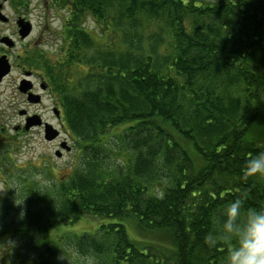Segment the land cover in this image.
I'll list each match as a JSON object with an SVG mask.
<instances>
[{
    "label": "trees",
    "instance_id": "1",
    "mask_svg": "<svg viewBox=\"0 0 264 264\" xmlns=\"http://www.w3.org/2000/svg\"><path fill=\"white\" fill-rule=\"evenodd\" d=\"M52 5L63 20L54 46L26 49L21 62L57 96L79 160L60 177L49 158L15 165L19 184L0 213L20 207L5 230L36 250L9 264H56L66 243L100 264H225L229 245L206 238L219 235L227 204L264 206V177L244 176L264 150V0ZM11 144L0 169L14 164ZM83 216L110 222L61 231Z\"/></svg>",
    "mask_w": 264,
    "mask_h": 264
},
{
    "label": "rangeland",
    "instance_id": "2",
    "mask_svg": "<svg viewBox=\"0 0 264 264\" xmlns=\"http://www.w3.org/2000/svg\"><path fill=\"white\" fill-rule=\"evenodd\" d=\"M5 13L9 16L10 23L0 22V35H9L16 41L15 49L11 51L12 60L21 61V58H18V54L25 49L35 48L42 50L43 48L48 49L54 46L56 34L54 30H58L61 27L63 20L61 12L53 8L52 0H9L5 6ZM20 16L31 20L33 23L32 33L25 40L20 38L16 25V20ZM90 27L97 28L98 26L93 22ZM30 78L35 83L37 91L43 95L42 101L38 105L29 103L25 93L19 90L21 71L18 67H14L11 73L0 82V150L4 145L8 146V143L12 142L10 148L14 153L13 158L11 156L14 164L7 163L3 165L1 163L5 169H0V210L5 207V203L2 201L5 193L8 192L9 188L19 184L17 174L20 170H17V165L21 167L26 162H35L41 165L43 158H49L56 165L55 176L60 177L68 175L71 171L70 167L76 165L79 160V152L74 146L70 152L64 151L62 157L55 155L60 139L69 140L71 145H73L75 140H73L66 126L62 125L63 120L61 121V119L57 118L53 112L55 106L61 109L57 96L51 90H41L39 85L44 80L35 77ZM22 109H27L31 113H39L45 120L60 128V138L55 141L46 140L43 127H35L30 132L19 134L15 127L24 121L23 115L20 114ZM16 205H19V202H16ZM18 208H9L6 214L0 213V264H9L14 259L20 258L17 255L19 253L31 254L36 250L33 246L36 241L34 238L17 235L13 228L5 230L7 225H16L18 223L20 214L15 212ZM108 222H110L109 219L83 216L79 221L65 225L61 228V231L65 230L70 235H79L83 232H94L101 224H107ZM128 226L129 233L134 237L135 232L130 225ZM142 233L143 236L150 234L151 241L156 243L166 253L171 254L172 246L169 245V242L161 239L155 233ZM152 234H155V236L152 237ZM64 248L68 252H59L60 258L57 259L56 264H89L90 260L92 264H100L95 257L89 255L85 257L79 256L71 245L67 243Z\"/></svg>",
    "mask_w": 264,
    "mask_h": 264
},
{
    "label": "clouds",
    "instance_id": "3",
    "mask_svg": "<svg viewBox=\"0 0 264 264\" xmlns=\"http://www.w3.org/2000/svg\"><path fill=\"white\" fill-rule=\"evenodd\" d=\"M244 176L264 177V150L245 160ZM223 216L219 235L206 239L213 246L218 241L229 245L225 264H264V206L245 207V198L236 196Z\"/></svg>",
    "mask_w": 264,
    "mask_h": 264
},
{
    "label": "water",
    "instance_id": "4",
    "mask_svg": "<svg viewBox=\"0 0 264 264\" xmlns=\"http://www.w3.org/2000/svg\"><path fill=\"white\" fill-rule=\"evenodd\" d=\"M1 7L2 5H0V8ZM8 19L9 18L7 15H5L3 12H0V20L2 22H7ZM17 26L19 27V35L22 39L27 38L32 33L33 23L24 17H19L17 19ZM1 42L5 43L9 47H13L15 45L14 39L9 36H2ZM11 68L12 67H11V63H10L8 56L7 55L1 56L0 57V82L7 74H9V72L11 71ZM30 74H31L30 71L27 72V75H30ZM19 89L21 92L27 94V98L29 102L31 103L41 102L42 100L41 94L31 91L32 81L30 79L24 78L20 83ZM54 112L56 113V115L58 116L60 115V112L57 107L54 108ZM20 114H27V110L25 109L21 110ZM39 125H44V133H45V138L47 140L51 141L60 136V131L56 127H54V125H52L51 123L47 121L43 123V119L40 114H33V115L27 116L26 124H25L26 130H29L30 128L39 126ZM61 147L66 148V150H71V146L68 144V141L65 139L61 142ZM60 152H61L60 150L56 151V155L61 156Z\"/></svg>",
    "mask_w": 264,
    "mask_h": 264
},
{
    "label": "flooded vegetation",
    "instance_id": "5",
    "mask_svg": "<svg viewBox=\"0 0 264 264\" xmlns=\"http://www.w3.org/2000/svg\"><path fill=\"white\" fill-rule=\"evenodd\" d=\"M8 2H9V0H7V2H5V3L3 4L2 8H0V11L5 12V6H6V4H7ZM0 5H2V0H0ZM0 22H1V21H0ZM1 23L9 24V23H10V18L8 19L7 22H1ZM2 36H3V35H0V45H1V48H0V56L7 55V56L9 57V59H10L12 69H13L14 67H18V68H19V70L21 71V80H23V78L25 77V74H27V72H29V71L31 72V74L28 76L30 80H32L30 77L40 78L41 80H44L43 76L39 73V71L32 70V69L29 70V69H27V68L22 64L21 61H19V60H12L11 51H13V50L15 49V46H14L13 48H9V47H7L4 43L1 42V38H2ZM25 50H26V49H25ZM25 50H24V51H25ZM24 51H23L22 53H19V54H18V55H19L18 58H20L21 55H23ZM9 74H10V73H9ZM9 74H8V75H9ZM21 80H20V81H21ZM39 87L41 88L42 91H49V90H51V88H50V86H49V84H48V82H47L46 80L42 81L41 84L39 85ZM31 91H33V92H35V93H40V92H38L37 89L35 88V83H34V82L32 83V89H31ZM25 95H26V94H25ZM26 97H27V95H26ZM42 97H43V95H42ZM33 105H35V104H33ZM37 105H38V104H37ZM20 111H21V110H20ZM28 113H29V114H34L35 112L31 113V112L28 111ZM23 117H24V121H23V123H22V124H18V125L15 127V129L17 130V132H18L19 134H24L25 132H30V131H31V130H29V131H26V130H25L24 125H25V122H26V116H23ZM59 119H61V121H62V110H61V113H60ZM62 125H63V122H62ZM58 138H60V136L57 137L55 140H57ZM55 140H53V141H55ZM62 140H63V139H62ZM62 140H61V139L59 140V144H58V146H57L58 148L56 149V151H58L59 148H60L62 151H65V150H66L65 148H62V147H61V142H62ZM60 153H61V152H60ZM61 156H62V155H61ZM54 168H55V167H54Z\"/></svg>",
    "mask_w": 264,
    "mask_h": 264
}]
</instances>
